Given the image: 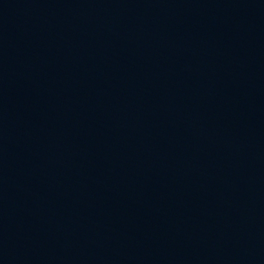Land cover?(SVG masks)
I'll use <instances>...</instances> for the list:
<instances>
[{
	"label": "water",
	"instance_id": "water-1",
	"mask_svg": "<svg viewBox=\"0 0 264 264\" xmlns=\"http://www.w3.org/2000/svg\"><path fill=\"white\" fill-rule=\"evenodd\" d=\"M0 264H264V0H0Z\"/></svg>",
	"mask_w": 264,
	"mask_h": 264
}]
</instances>
